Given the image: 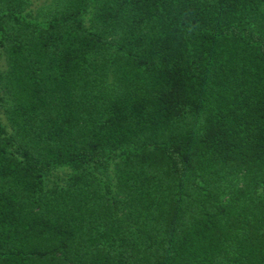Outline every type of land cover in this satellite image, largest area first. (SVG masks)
Returning <instances> with one entry per match:
<instances>
[{
  "label": "trees",
  "instance_id": "16d2710c",
  "mask_svg": "<svg viewBox=\"0 0 264 264\" xmlns=\"http://www.w3.org/2000/svg\"><path fill=\"white\" fill-rule=\"evenodd\" d=\"M0 264H264V0H0Z\"/></svg>",
  "mask_w": 264,
  "mask_h": 264
}]
</instances>
